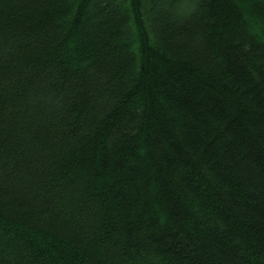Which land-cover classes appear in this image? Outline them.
I'll list each match as a JSON object with an SVG mask.
<instances>
[{
	"label": "trees",
	"instance_id": "16d2710c",
	"mask_svg": "<svg viewBox=\"0 0 264 264\" xmlns=\"http://www.w3.org/2000/svg\"><path fill=\"white\" fill-rule=\"evenodd\" d=\"M0 264H264V0H0Z\"/></svg>",
	"mask_w": 264,
	"mask_h": 264
}]
</instances>
